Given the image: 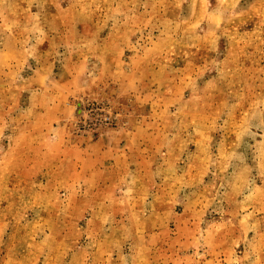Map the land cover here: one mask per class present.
Returning a JSON list of instances; mask_svg holds the SVG:
<instances>
[{"label":"rangeland","instance_id":"obj_1","mask_svg":"<svg viewBox=\"0 0 264 264\" xmlns=\"http://www.w3.org/2000/svg\"><path fill=\"white\" fill-rule=\"evenodd\" d=\"M0 264H264V0H0Z\"/></svg>","mask_w":264,"mask_h":264}]
</instances>
